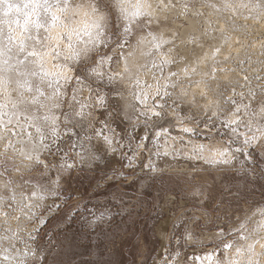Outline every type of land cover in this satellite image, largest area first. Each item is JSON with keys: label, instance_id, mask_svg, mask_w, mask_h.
<instances>
[{"label": "rangeland", "instance_id": "1", "mask_svg": "<svg viewBox=\"0 0 264 264\" xmlns=\"http://www.w3.org/2000/svg\"><path fill=\"white\" fill-rule=\"evenodd\" d=\"M242 23L249 33H252L253 28L259 24H264L254 23L250 17L240 19L213 17L207 22L201 19L192 26L190 34L186 37L188 43L181 46L189 50L184 63L191 66L198 64L203 68L208 74L206 78L210 79L217 93L227 91L228 94H232L235 89L237 93L247 94L251 88L256 92L258 99L264 91V87L259 84L262 79L261 77L256 79L244 71L246 66L250 65L249 67L261 74L264 63L261 55L251 53L247 46H243L244 39L238 34L236 36L235 31H231L237 24ZM185 27L189 25L185 24ZM232 36L235 37L231 42L238 43L235 44L237 52L225 55ZM168 47L169 45H165L162 51H166ZM216 49H219V52L213 59L212 53ZM179 50L178 48L177 51ZM206 56L209 62L204 59ZM171 70H176L175 64ZM233 70L239 71L238 73L243 72L244 76L240 78L241 80L228 79V82L222 77L223 73L227 76ZM213 71H215V79L211 78ZM69 91L71 92V89ZM169 91L173 90L169 89ZM128 111L131 116V110ZM109 112L112 113L111 119L108 116ZM189 115H195V110L181 105L176 116L185 118ZM176 116H169L159 121L168 129L166 137L157 138L154 133L160 131V128L150 126L147 129L150 139L145 141L147 146L137 150L136 145L145 135L144 124L140 123L133 127L135 117L126 119L123 115V107L119 114L113 112L109 106L104 109L95 108L90 118L91 128L73 129L71 139L62 134L52 147V151L57 154L42 155V159L50 166L48 174L50 179L44 178L45 185L49 186L57 175L56 170L51 168V163L58 165L62 158H67L69 162L76 161L78 159L76 152L93 146L100 149L102 159L94 162L92 167L76 163L74 168L62 173L59 187L56 189L57 195L48 196L43 201V207L37 210L36 223L39 225V218L43 217L45 224L39 226L38 233H34L36 239H40L39 232L48 229L44 235L47 243L45 249L41 250L44 253L41 264H72V262L93 264L90 252L84 253L82 248L73 246L72 239L76 233L79 234L80 239L90 242V247L96 251L95 260L100 261V264H172L173 260L195 264V256L207 253L206 248L212 245L208 243L197 247L196 244L185 239L186 233L202 239L212 232L221 231L222 228L213 225L210 219L217 209L223 214V211H231L240 204L244 211L251 215L264 206V196H261V186L264 185V181L259 179L260 168L255 163L259 153L255 146L247 149L251 156L237 153L228 165H209L193 152V145L196 142L206 146H229L230 150H234L241 147L243 136L233 135L228 128L215 122V128L211 133L212 139L209 140L204 120H201L197 127H193L194 121L189 119H184V123L193 127L194 133L185 134L175 131L178 125ZM105 120H108L114 129L116 151H106L102 147V141L95 138L91 144L85 141L84 148L77 144L73 150V143L80 141L85 132L91 135L94 128L103 127ZM246 131L243 126L238 129V133ZM105 132L107 134V130ZM181 134L193 143L191 141L189 145L183 141L179 137ZM157 139L159 145H164L167 141L169 155H163L164 148L154 143ZM130 159L133 160L131 166H129ZM261 159L264 160V157ZM149 163L156 167L155 172L147 167ZM254 167L255 172H253ZM39 169L43 171L42 167ZM29 183L30 187L25 192L26 195L37 181L32 180ZM210 194L215 197L213 203L208 199ZM54 203L59 205V208L49 212V207ZM102 213L104 219L97 220L96 218ZM254 219L259 220L260 217L256 215ZM232 220H235V214L232 215ZM239 224L237 221L233 227ZM223 230L226 233L225 239L231 240L233 237L227 235V228ZM20 241L34 244L33 241L28 240L26 233H21ZM20 241H17L16 248L23 249L25 245ZM109 248L112 249L111 252ZM177 252L180 254L179 257L176 256ZM216 254L221 253L217 250ZM9 255H15V252L9 249ZM0 264L7 262L0 259Z\"/></svg>", "mask_w": 264, "mask_h": 264}, {"label": "clouds", "instance_id": "2", "mask_svg": "<svg viewBox=\"0 0 264 264\" xmlns=\"http://www.w3.org/2000/svg\"><path fill=\"white\" fill-rule=\"evenodd\" d=\"M15 2L16 0H13V3ZM47 6L57 12L59 20L55 31L60 36V39L50 45L55 54L49 60V69L55 71L56 67L53 65L62 67L68 80H61L57 85L47 78L42 79L39 75L30 77L32 92L29 93L18 88L15 83L17 79L23 80L24 77H17L14 72L5 74L11 78L12 83L0 90V119L6 126L11 122L12 127L17 128L18 133L19 128L24 125L27 115L37 116L44 110L41 107L43 98L40 102H32L33 97L38 95L37 89L42 90L45 97L51 95L57 87L61 90L62 94L58 97L59 107L56 114L60 117L62 125H64L62 114L71 115L75 110L73 104L74 91L77 92L78 98L83 97L85 100L89 94L93 97L97 93L106 94L110 100L109 107L113 109V112L119 114L121 107L132 100L131 92L137 77L141 81L147 80L149 83H152L153 76L159 78L158 71L152 67V62L159 60V54L152 49L153 37L170 42L167 44L169 45L167 50L163 52L172 57L176 65L175 71L180 73L173 81L177 87L166 102L168 107L164 110L165 119L169 116H176L181 105H186L195 110V115L185 117V119L194 121L193 127H197L201 120H204L205 123L209 121L215 123V120L209 115L213 103L219 101L226 108L227 104H224L223 101L230 99L231 94H228L227 91L217 93V89L211 85L210 79L206 78L208 74L199 65L197 67V64L196 66L187 64L197 68L192 75V82L206 79L208 90L205 93L204 87L202 85L197 86L195 83L191 89H188L190 81L184 78L181 69L186 64L184 61L189 50L181 46L188 43L186 37L190 34L192 26L199 23L201 19L207 22L213 17L217 19L250 17L254 23H264V0H48ZM0 8L7 9L8 5H0ZM40 14L41 19L47 24L51 19L50 15L44 11L43 7L40 9ZM15 15L16 12L13 8L12 16ZM185 24L189 27L186 28ZM43 36L44 33L41 32V37L43 38ZM178 48L179 51H177ZM97 71L102 75H97ZM167 73L168 70L166 69L165 75ZM81 86H83L82 92L79 91ZM105 88L108 90L104 91ZM184 90L188 91L186 99L180 96ZM21 93H23V98H21ZM256 101L257 103L264 101V91ZM255 119L257 125L264 123V117L257 116ZM73 125L75 128L86 130V128H91L92 120L80 123L73 121L66 126L72 127ZM9 131L11 128L0 135V164L7 161L6 168L8 169L7 171L0 169V172H4L3 175H0V197H3L5 202L8 198L7 189L9 185L7 180L9 176L15 182L12 187H15L18 194L21 191H28L29 182L32 180L45 185L44 178L50 179L49 172L45 174L44 169L40 171L35 164L29 166L26 161L22 160L19 150L26 147L22 143L25 138L19 135L11 137L8 134ZM33 135L35 137V133ZM45 135L50 148L48 151H42V155L55 156L57 153L52 151L55 143L47 135L46 130ZM8 141L16 145L15 151L12 149L5 151ZM257 151L259 157L255 159V163L260 168L259 179L264 181V160L261 159L264 154H261L259 149ZM253 155L255 156V154ZM13 162L15 167H13ZM55 167L56 164L51 163V168L55 169ZM255 171L254 167L253 172ZM261 196H264V185L261 186ZM208 199L210 203L215 201V197L211 194ZM37 210L34 217L27 219L9 205L8 219L0 218V237L11 235L9 229L16 230L19 228L21 233L26 234L32 232L35 237L34 244H29H32L42 257L44 253L41 250L45 249L47 243L44 235L48 229L45 228L43 232H39L40 239H36L34 235L36 232L33 230L39 228L36 223ZM233 214H235V220H232ZM17 217H20L19 223ZM254 217L253 214L248 215L240 204H237L231 211H223V214H221L220 209H217L210 219L213 225L221 227L222 230L212 232L202 239L192 236L189 241L196 244L197 247L210 243L212 247L206 248L207 253L216 254L217 250L221 253L215 256V264H232V260L236 258L235 248L237 246L246 247L249 242L241 241L238 236L233 235L234 232L238 231L237 227H233V225L237 221L241 223L249 220L247 233H252L255 223ZM223 228H227V235L233 237L231 240L225 239L226 233ZM221 232L223 235H220ZM254 239L260 241L256 246V253L258 254L256 258L259 260V264H264V255H259L264 251V233L255 234ZM17 241L20 239L15 242L5 239L0 245V249L16 247ZM24 242L28 243L27 241ZM225 242L233 244V251H224ZM72 244L82 248L84 253L90 252L93 264H100V261L95 260L96 251L90 247V242L80 239L78 233L74 234ZM108 250L109 252L112 251L111 248ZM176 264H185V262L177 261Z\"/></svg>", "mask_w": 264, "mask_h": 264}, {"label": "snow or ice", "instance_id": "3", "mask_svg": "<svg viewBox=\"0 0 264 264\" xmlns=\"http://www.w3.org/2000/svg\"><path fill=\"white\" fill-rule=\"evenodd\" d=\"M8 5L7 9L0 8V90L6 88L12 80L10 77L6 76V73H15L17 77H24L23 80L17 79L15 81L16 86L23 89L25 92H32V82L30 77L39 75L42 79L47 78L50 82H54L59 85L61 80L67 81L68 77L66 72L62 67H56L55 71L49 69V60L55 54L53 47L50 45L54 41L60 39L58 33H56L57 21L59 17L56 11H53L48 5V0H0V5ZM44 8V11L48 13L51 17L50 21L46 24L41 19L40 9ZM15 9L16 15L12 16V10ZM60 11V10H57ZM9 17H11L9 19ZM41 32L44 33L43 38L41 37ZM169 41H164L162 39H157L153 37L152 49L154 52L159 54V60H154L152 62V67L158 71L159 78L153 76L152 83L147 80L141 81L138 77L134 80L133 91L131 92L132 100L123 107V115L126 119H132L133 127L138 124L143 123L145 127V135L140 138V143L136 145L137 150L145 148L147 145L145 141H148L150 137L147 135V129L151 127H159L160 131H156L154 135L159 138L161 136H167L168 129L164 128L159 121L165 119L166 113L164 110L168 107L166 103L172 96V91L177 87V84L173 81L180 75V73L175 70H171L174 65V60L168 54L162 51L163 47L169 44ZM15 52V55H13ZM219 49H216L212 53V58L218 54ZM208 57L206 56L205 59ZM14 61V62H13ZM198 67V64H197ZM168 70L167 75H165V70ZM196 67H190L185 64L181 69L184 78L190 83L188 84V89L193 87V83L197 86H203L205 93L207 92V80L201 79L199 81L192 82V75L196 72ZM95 71V70H94ZM97 75H102L98 72ZM211 78L215 79V71L211 74ZM247 80V77H245ZM80 84L79 81H77ZM79 91H83V86L79 88ZM38 95L33 97L32 102L37 103L43 98L41 107L44 109L39 115L31 116L27 115L25 118V123L19 128V133L16 127H12L11 122L6 126L2 119H0V135L4 131H9V136L17 137L22 136L25 139L22 141L26 147H22L19 150V155L22 160L26 161L30 166L35 164L37 168L42 167L45 174L49 172V164L42 159V151H48L50 145L48 139L45 135V130L47 135L52 138L53 143L61 138V135L68 136L71 139V134L75 126L68 127L75 121V123H80L83 121L90 120L93 115V110L95 108H107L110 104V100L106 94L97 93L95 97L89 94L88 98L85 100L83 97L78 98L77 92H73V104L75 105L74 112L69 114H62L64 119V125L62 126L60 122V117L57 116V108L59 107L58 97L62 94L61 90L57 89L49 96L45 97L42 90L37 89ZM256 92L249 88L248 93L243 92L237 93L233 89L231 98L223 101L227 104V107H223L222 103L217 101L212 105V110L209 115L215 122H219L224 127L228 128L233 135H242V145L234 150H230L229 146L224 145H210L196 144L193 145V152L198 155L199 158L203 159L205 163L209 165L224 164L228 165L232 162L237 153L242 155L251 156V153L247 151L250 146H255L256 149L260 150L261 154H264V123L257 125L256 117H264V101L257 103ZM181 98H187L188 91L184 90L180 93ZM239 97V99H237ZM21 98H23V93H21ZM247 100V102H245ZM194 102V97H193ZM131 110V116L129 111ZM121 110V109H120ZM111 119L112 113H108ZM247 117V120H245ZM141 118H143L141 120ZM184 119L180 116H176L177 123L181 126L180 131L185 134L192 135L194 133V128L186 126ZM151 122V123H150ZM211 125V127H209ZM243 126L247 129L244 133H238V129ZM205 127L208 129V139H212V130L215 128V123L211 121L205 123ZM107 130V134L105 132ZM219 131L218 129L216 130ZM35 133V137L34 134ZM80 135V133H76ZM115 132L110 126L108 120L103 121V127L94 128L92 134L88 135L84 133L82 139L78 142L73 143V150L77 144L84 148V142L87 141L91 144V141L95 138L96 140L102 141V147L106 151H116L117 141L114 139ZM131 139V137H129ZM158 147H163V155H169V149L167 147V141L164 145H159L158 139L154 141ZM8 149L16 150V145L11 141H8L5 151ZM207 153V155H205ZM159 154V153H158ZM78 158L76 161L69 162L67 158H62L61 162L56 165V179L51 181V185H42L37 182L33 185L32 190L29 194L21 191L17 193L14 185L13 179L9 176L7 184L9 185L7 192L8 198L5 202L3 197H0V218L5 220L9 217L8 207L11 205L16 212H19L22 216L27 219H31L36 215V210L43 206V201L48 196H56V189L59 187L61 174L68 172L76 166V163L85 164L88 167H92L93 163L102 159L100 154V149L96 147L84 148L81 152L75 153ZM135 155V154H134ZM133 163V160H129V166ZM7 161L0 164V169L6 168ZM13 167L15 164L13 162ZM150 171L155 172L156 167L149 163L147 165ZM243 168V165H241ZM4 172H0L3 175ZM59 208V205L53 204L49 207L48 211L52 212ZM254 216L258 215L259 220H255L254 228L252 233H247V227L249 220L241 222L238 226L237 232L233 235L239 237L241 241H249L246 247L237 246L235 248V259L232 260V264H259V260L256 258V246L260 243L259 240L254 239L255 234L264 233V206L260 207L256 212L253 213ZM20 217H17V222L19 223ZM97 220H103L104 214L102 213ZM45 221L43 217L39 218V226L44 225ZM39 228L33 231L38 233ZM11 235L7 237H0V245H2L5 239L12 240L15 242L20 239L21 229L16 230L9 229ZM247 233V234H246ZM220 235H223L221 232ZM27 238L33 241L35 237L32 232L27 233ZM185 239H192L190 233L185 234ZM24 242V241H21ZM24 248L18 249L16 247L2 248L0 249V259L7 262V264H40L41 255L37 252L32 244L24 242ZM224 251H233V244L229 242L224 243ZM9 249L15 252V255H9ZM179 253L176 256L179 257ZM217 254L208 253L205 255L204 260L208 264H215V256ZM259 255H264L262 251ZM172 264H176V260L172 261Z\"/></svg>", "mask_w": 264, "mask_h": 264}, {"label": "bare ground", "instance_id": "4", "mask_svg": "<svg viewBox=\"0 0 264 264\" xmlns=\"http://www.w3.org/2000/svg\"><path fill=\"white\" fill-rule=\"evenodd\" d=\"M235 18V17H234ZM226 19V18H225ZM227 21V20H226ZM229 21V20H228ZM246 21V20H245ZM237 22V21H236ZM230 24L232 23V22H229ZM234 23V22H233ZM228 24V23H227ZM229 25V24H228ZM248 25V24H247ZM229 27V26H228ZM226 28V27H225ZM229 28H231V25H230V27ZM227 29V28H226ZM254 29V31L252 32V33H249V31L247 30V28H245V26L243 25V23L242 24H237V26L233 29V30H231V31H235V34H236V36H237V34H238V36L240 35L241 37H242V39H244L243 40V42H244V44L245 45H243V46H247L248 47V49H250V51H252L251 53H253V54H257L258 56L259 55H261L262 56V62L264 63V24H259L258 26H256L255 28H253ZM228 30V29H227ZM230 30V29H229ZM227 32V31H226ZM225 32V33H226ZM232 35V34H231ZM220 36V35H219ZM231 37V36H230ZM235 37V36H234ZM234 37L232 36V38L231 39H229V43L227 44L228 46L226 47V50H225V55H230V54H235L236 52H237V50H236V43L235 44H233L232 42H231V40H233L234 39ZM227 38H228V36H227ZM239 38V37H238ZM246 38V39H245ZM236 40H238V39H236ZM234 41V40H233ZM238 44V43H237ZM246 47V48H247ZM240 49H242V48H240ZM208 53V52H207ZM205 54V53H204ZM211 54V53H210ZM252 54V55H253ZM206 55V54H205ZM223 57H224V55H222ZM202 58V57H201ZM225 58V57H224ZM223 58V59H224ZM204 59H205V57H204ZM257 59V58H256ZM203 60V59H202ZM208 60V59H207ZM261 60V59H260ZM212 61V60H211ZM208 62H209V60H208ZM201 63V62H200ZM211 64V63H210ZM250 66V65H249ZM249 66H246V69H245V73L246 72H248V73H250L254 78H256L257 79V77H261V79L262 80H260L261 82L259 83L260 85H262V87H264V70H263V73H258V71L256 70V69H252V67H249ZM256 68V67H255ZM203 69V68H202ZM239 72V71H238ZM237 72V70H233V71H231L230 72V75H227V76H225V74L223 73V75H222V77H224V78H226L227 80L228 79H233V80H235V81H239V79L241 78V77H243L244 76V74H242L243 72H241V73H238ZM212 80V79H211ZM241 80V79H240ZM254 81H255V79H254ZM228 82H229V80H228ZM231 82H233V81H231ZM257 82V81H256ZM237 83V82H236ZM253 84V83H252ZM258 84V83H257ZM229 87V86H228ZM258 87H261V86H259L258 85ZM256 89V88H255ZM263 90V89H262ZM187 126V125H186ZM180 125L178 124L177 125V127H176V129H175V131H180ZM180 132H182V131H180ZM183 133V132H182ZM179 137H181L182 139H183V141H185V142H187L188 144H189V142H191V141H189V138H186V137H184L182 134L179 136ZM172 138H174V137H172ZM178 138V137H177ZM180 138V139H181ZM175 139H176V137H175ZM179 139V138H178ZM195 142V141H194ZM191 143H193V141L191 142ZM199 143V142H198ZM196 144H197V142H196ZM195 144V145H196ZM190 145V144H189ZM193 145V144H192ZM188 149V148H187ZM163 150V149H162ZM186 150V149H185ZM187 151H189V150H187ZM186 153V152H185ZM184 153V154H185ZM187 155H188V153H186ZM192 154V153H191ZM206 154V153H205ZM193 156V155H192ZM206 254H208V253H205V254H203L202 256H200V255H197V256H195L196 258H195V264H208V262L207 261H205L204 260V257H205V255Z\"/></svg>", "mask_w": 264, "mask_h": 264}]
</instances>
